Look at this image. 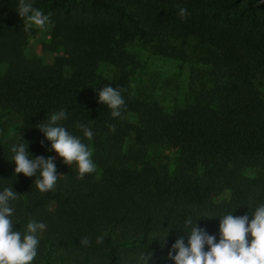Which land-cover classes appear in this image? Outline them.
I'll use <instances>...</instances> for the list:
<instances>
[{"label":"trees","instance_id":"trees-1","mask_svg":"<svg viewBox=\"0 0 264 264\" xmlns=\"http://www.w3.org/2000/svg\"><path fill=\"white\" fill-rule=\"evenodd\" d=\"M17 5L0 0V187L18 195L13 230L28 219L46 225L32 264H137L144 249L148 264H172L168 248L193 209L208 216L197 226L215 235L212 216H239L264 203V5L34 0L49 16L44 49H61L50 71L40 57L24 55L33 30H24ZM133 41L150 55L190 65L183 92L169 105L131 89L138 66L126 45ZM108 65L111 78L101 74ZM109 84L124 98L119 118L97 102L98 89ZM61 108L67 119L58 123L91 147L96 170L78 178L73 168L39 192L32 177L13 174L8 149L20 136L33 157H50L36 127ZM77 122L91 128L90 140ZM160 146L167 153L152 155ZM223 191L228 198L214 202ZM85 236L88 245L80 243Z\"/></svg>","mask_w":264,"mask_h":264},{"label":"clouds","instance_id":"clouds-1","mask_svg":"<svg viewBox=\"0 0 264 264\" xmlns=\"http://www.w3.org/2000/svg\"><path fill=\"white\" fill-rule=\"evenodd\" d=\"M256 5H264V0H255ZM22 19L25 31L33 27L44 28L50 23L49 16L34 7V0H18L16 8ZM187 10L180 8L178 15L183 18ZM97 102L109 110L110 116L119 118L124 98L119 88L105 85L98 89ZM67 119V112L61 108L51 113L46 122L36 127L48 142V150L54 152L61 162L74 166L78 178L93 173L96 164L91 159V147L82 142L80 136L71 134L58 121ZM44 121V120H42ZM75 127L82 136L91 139L90 127L77 122ZM13 174L20 173L32 177V184L39 192L54 188L60 175L52 157L35 156L27 151V143L19 136L8 149ZM17 193L8 185L0 187V264H32L37 256L40 239L46 229L42 221L28 219L23 230H13L11 219L14 212L13 202ZM233 210L223 215L212 216L218 219L217 233L210 234L196 221L208 217L196 213V210L185 215L180 222L183 235L176 238L168 248L167 257L172 264H264V203L256 204L251 212L234 216ZM193 215L197 218L193 219ZM166 234V232H165ZM163 235V237L165 236ZM97 244L103 242V236H97ZM82 245L90 240L83 237ZM149 254L145 249L136 257L137 264H148Z\"/></svg>","mask_w":264,"mask_h":264},{"label":"rangeland","instance_id":"rangeland-1","mask_svg":"<svg viewBox=\"0 0 264 264\" xmlns=\"http://www.w3.org/2000/svg\"><path fill=\"white\" fill-rule=\"evenodd\" d=\"M51 26L47 24L44 28L33 27L24 47V55L27 58L40 57L45 69L52 70L54 58L59 55L61 49L46 50L44 46L49 43ZM126 49L134 56L136 69L130 74L131 89L143 96L155 98L163 105H169L175 93L180 90L183 92L186 81L189 64H179L175 60L164 57L150 55L139 47L136 41L126 45ZM64 72L68 73L69 69L65 68ZM114 73L113 66H104L101 68V74L106 78H111ZM124 119L133 121L135 115L127 114ZM129 141V139H128ZM167 153V149L163 146L155 148L151 154L161 156ZM56 164V172L62 175L69 172L74 166H70L61 162V158L57 157L54 152L51 156ZM247 176L256 174L255 169H247L244 172ZM56 186V185H55ZM54 186V188H55ZM228 198V192L223 191L213 196L214 202H221Z\"/></svg>","mask_w":264,"mask_h":264}]
</instances>
